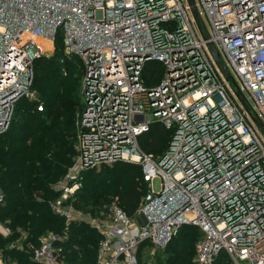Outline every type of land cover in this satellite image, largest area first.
<instances>
[{"label":"built area","instance_id":"obj_1","mask_svg":"<svg viewBox=\"0 0 264 264\" xmlns=\"http://www.w3.org/2000/svg\"><path fill=\"white\" fill-rule=\"evenodd\" d=\"M194 3L197 16L189 0H0V134L19 102L38 99L34 63L55 54L59 33L82 64L77 154L51 208L102 234L96 264H140L184 225L201 231L197 264L223 252L264 264V0ZM154 124L172 131L159 155L139 144ZM120 161L139 164L148 184L134 214L117 198L77 212L84 172ZM12 233L0 221V235ZM64 238L35 244L22 232L14 246L36 264H69ZM0 264L20 263L0 251Z\"/></svg>","mask_w":264,"mask_h":264},{"label":"trees","instance_id":"obj_2","mask_svg":"<svg viewBox=\"0 0 264 264\" xmlns=\"http://www.w3.org/2000/svg\"><path fill=\"white\" fill-rule=\"evenodd\" d=\"M154 72H146L149 81ZM83 75L79 57L64 54L59 33L55 54L34 63L32 88L38 99L19 102L9 128L0 134V187L5 195L0 203V221L13 230L8 237L0 235V251L20 264H36L29 251L14 246L22 232H28V240L38 244L52 231L65 237L60 242L62 260L96 264L102 234L84 220L67 222L51 208V201L60 195L52 185L64 176L77 152L76 122L83 106L79 92ZM171 137L172 131L154 124L139 138V144L144 151L159 155ZM83 182L74 206L92 215L115 198L132 215L148 189L141 166L124 161L85 171ZM114 184L115 194L111 195L110 185ZM200 237L198 227L184 225L164 249L153 255L141 253L140 264H197L194 256ZM213 264L235 263L223 252Z\"/></svg>","mask_w":264,"mask_h":264},{"label":"rangeland","instance_id":"obj_3","mask_svg":"<svg viewBox=\"0 0 264 264\" xmlns=\"http://www.w3.org/2000/svg\"><path fill=\"white\" fill-rule=\"evenodd\" d=\"M79 92H80V94H81V95H80V96H81V103H83V79H82V82H81V88H80V91H79ZM80 111H81V110H80ZM80 111H79V112H80ZM77 116H78V114H77ZM76 151H77V138H76ZM76 154H77V152H76ZM75 156H76V155H75ZM75 156H74V158H75ZM74 158H73V162H74ZM71 165H72V164H71ZM71 165H70V166H71ZM70 166H69V167H70ZM69 167H68V169H69ZM68 169H67V171H68ZM67 171H66V172H67ZM65 174H66V173H65ZM65 174H64V175H65ZM63 177H64V176H63ZM63 177H62V178H63ZM62 178H61V179H62ZM154 185H155V188H157V189L159 188L157 182L154 183ZM110 188H111V190H110L111 195L115 194L114 191H115V189H116V184H114V185H110ZM59 197H61V195H59ZM59 197H58V198H59ZM74 209H75L77 212H81L82 214H86V212H84L81 208H77L76 206H74ZM3 237H4V236H3ZM9 259H10L12 262H18L16 259H12L11 257H9Z\"/></svg>","mask_w":264,"mask_h":264},{"label":"water","instance_id":"obj_4","mask_svg":"<svg viewBox=\"0 0 264 264\" xmlns=\"http://www.w3.org/2000/svg\"><path fill=\"white\" fill-rule=\"evenodd\" d=\"M189 1H190L191 5H192V9H193L194 14L197 16L198 14H197V9H196V6H195V3H194V0H189ZM212 48H213V50H214L215 53H216V57H218V51L216 50L215 46L213 45ZM224 72H225V74H226L230 79L234 80L233 77L231 76V74L229 73V71H227L226 69H224ZM261 124H262V123H261Z\"/></svg>","mask_w":264,"mask_h":264}]
</instances>
